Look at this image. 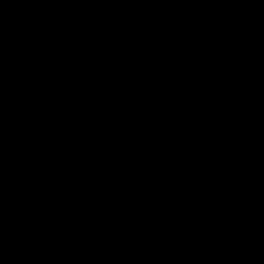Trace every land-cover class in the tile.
Wrapping results in <instances>:
<instances>
[{
  "label": "water",
  "instance_id": "obj_1",
  "mask_svg": "<svg viewBox=\"0 0 264 264\" xmlns=\"http://www.w3.org/2000/svg\"><path fill=\"white\" fill-rule=\"evenodd\" d=\"M0 264H264V0H0Z\"/></svg>",
  "mask_w": 264,
  "mask_h": 264
}]
</instances>
